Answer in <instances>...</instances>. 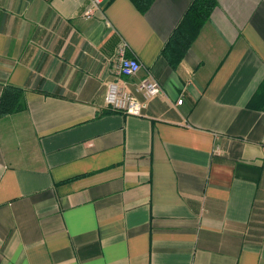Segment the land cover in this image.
<instances>
[{
	"label": "crops",
	"instance_id": "obj_1",
	"mask_svg": "<svg viewBox=\"0 0 264 264\" xmlns=\"http://www.w3.org/2000/svg\"><path fill=\"white\" fill-rule=\"evenodd\" d=\"M91 1L0 0V98L25 102L0 116V264H264V0H216L175 66L162 53L194 0L88 18ZM111 82L142 116L106 105Z\"/></svg>",
	"mask_w": 264,
	"mask_h": 264
},
{
	"label": "trees",
	"instance_id": "obj_2",
	"mask_svg": "<svg viewBox=\"0 0 264 264\" xmlns=\"http://www.w3.org/2000/svg\"><path fill=\"white\" fill-rule=\"evenodd\" d=\"M131 1L141 13L145 14L156 0ZM216 7V0H194L192 2L163 50L162 55L171 65H178L184 59ZM252 107L264 108V82L252 101ZM24 108V90L6 86L0 98V116L18 113Z\"/></svg>",
	"mask_w": 264,
	"mask_h": 264
},
{
	"label": "built area",
	"instance_id": "obj_3",
	"mask_svg": "<svg viewBox=\"0 0 264 264\" xmlns=\"http://www.w3.org/2000/svg\"><path fill=\"white\" fill-rule=\"evenodd\" d=\"M102 0H92L90 7L87 9L86 17L91 18L94 13L99 10L102 6ZM119 62L116 68V73L119 76L127 78L136 77L142 69V65L136 57L127 56L126 44H121L118 49ZM137 90L146 98H153L161 94V86L159 82L146 76L139 80L137 83ZM106 105L111 110L121 112L129 116H142L143 105L142 103L122 87L117 82H111L108 84L107 92L105 96ZM183 100L177 102L178 105H182Z\"/></svg>",
	"mask_w": 264,
	"mask_h": 264
}]
</instances>
